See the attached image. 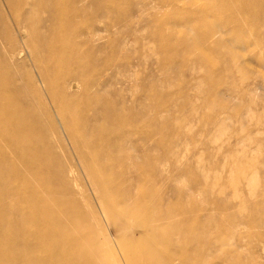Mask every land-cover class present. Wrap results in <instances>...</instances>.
I'll return each mask as SVG.
<instances>
[{"label": "rangeland", "instance_id": "1", "mask_svg": "<svg viewBox=\"0 0 264 264\" xmlns=\"http://www.w3.org/2000/svg\"><path fill=\"white\" fill-rule=\"evenodd\" d=\"M73 1L62 0L55 23L46 12L30 16L41 22L29 37L35 51L25 47L27 34L4 21L16 52L8 61L0 40V54L9 72L2 76L14 75L44 128L46 149L55 153L48 159L82 190V221L98 225L100 238L108 234L117 264L132 256L139 264H264V69L256 70L258 63L264 68V17L251 15L264 2L168 0L162 7L159 0H84L75 16ZM223 26L241 27L243 41L211 47L225 38L205 37ZM50 57L82 64L85 81L65 91L78 115L64 121L54 115L55 97L42 90V77L54 78L52 68L41 71ZM77 70L63 64L60 72ZM85 122L93 130L73 128L76 143L61 127ZM90 166L96 178L87 176ZM51 174L58 178L57 169ZM96 189L124 206V195L140 197L144 207L128 222L133 230L109 227ZM73 257L64 264L78 262Z\"/></svg>", "mask_w": 264, "mask_h": 264}, {"label": "bare ground", "instance_id": "2", "mask_svg": "<svg viewBox=\"0 0 264 264\" xmlns=\"http://www.w3.org/2000/svg\"><path fill=\"white\" fill-rule=\"evenodd\" d=\"M30 1V7H26V5L23 6L21 4L20 0L19 2L5 0L2 5L4 9H0V40L5 45L3 49L6 55L5 58L7 57L8 61L14 59L13 57L16 52L13 40L9 39V35H7L6 24L8 20L12 21L18 30H22L23 34L28 35L29 40L27 39L25 47L35 51L29 37L32 35V30L36 28L35 22L37 27L41 25V22H33L30 16L39 12H46L51 16L49 22L52 24L56 21L53 17V12L55 13L56 10H60L66 6V3L62 2V0H52L53 3L50 6L45 5L44 0ZM83 1L74 0L70 4V6H73L75 16L81 13V11L77 10L74 6ZM159 1L160 3L158 4L162 7H167L170 4L168 0ZM248 1L249 5L256 2H264V0ZM26 9L30 10L28 14L25 11ZM20 12H23V14ZM251 15L253 17L262 16L263 18L264 10L260 12L255 11ZM240 16L245 19L246 13H242ZM262 22L264 23V20ZM233 24H236V22ZM58 27L59 30L62 28L59 25ZM239 28L240 30L235 32L233 29H229V27H219L215 31H211L205 37V41L216 37H224L225 39L212 42L211 47H226V45L240 44L243 41L244 31L241 27ZM95 36V34H91L90 38ZM79 46L76 44L77 48ZM33 53L36 54V52ZM5 58L0 54V264H64V261H67L68 257L74 259L73 256L78 259V262H75V264H117L114 260H111L113 258L111 254L113 250L108 239V234L105 235L103 233V238H100V233L96 231L98 225L92 227L90 223L87 224L82 221L84 220L82 219L84 216L82 205L84 207V204L76 200V195L80 194L81 197L83 195L82 190H79L76 179L73 178L72 180L75 187L74 190L70 187V181L65 174L63 166L54 161L57 165L55 167L53 166L54 162L50 158V160L48 159L52 154L55 158V153L46 149V139L41 135L44 128L40 121L36 119L35 109L32 108L30 102L22 99L24 97L22 95L23 91L16 86V78H12L14 75L12 74V77H10L11 75L7 76V78L5 74V77H3L4 75L2 76L4 69L7 70V64L3 62ZM53 58L50 57V59L46 60L47 64L42 67L43 70L41 71L49 72L48 70L52 68L54 78L51 80L43 76L41 85L46 95H53L55 97L52 105L55 117L58 120L64 121L69 116L74 117L76 114L78 115V110L76 111L75 106L70 103L72 97L65 96V91L78 88L79 84L85 80L82 75L81 62H77L76 59L67 60L66 62H59L60 60L54 59L55 62H53ZM72 63L78 69L77 73L62 76L60 71L63 64ZM258 64L256 70L262 74L264 68L261 63ZM9 70L11 69L9 68ZM17 71L16 73L19 72ZM36 92L33 94L35 97H38ZM58 94L61 95L59 96ZM38 101L40 102V100ZM41 102L40 104H42ZM40 110L43 116H48L45 106L41 107ZM92 125L85 122L81 127H74L73 124H62L61 127L65 132L70 133L72 141L76 143L77 140L72 134L73 128L87 132L89 129L93 130ZM55 126L50 125L47 129L48 132L57 135V127ZM87 141L92 145L89 137ZM76 152L79 156V151ZM54 168L57 169V179L51 176ZM85 170L87 176L91 177V179L96 178L97 174L95 175L91 166L86 167ZM73 172L70 169V174H73ZM108 179L111 178L108 177ZM97 185L98 183H96V188H99L100 185ZM96 190L98 202L101 205L102 213L109 227L110 225L114 227L120 223L124 228L133 230L134 226H128V222L135 219L133 216L136 214L138 207H144L142 206L140 197H137L138 195L132 196L130 192L126 196L122 194L124 195L123 199H126L125 203H131V205L129 203L128 207L127 204L124 206V204H119L120 202L116 204L114 201L111 203L107 201L109 198L108 190ZM123 199L121 203H124ZM160 219L161 217H159L158 221H163V219ZM144 225H149V223L146 221ZM152 229L155 231V228ZM150 232H148L149 237ZM143 238L141 237V240ZM146 239L149 240V238ZM152 239L154 240V238ZM137 245L139 246V244ZM64 258L66 259L64 260ZM71 263L73 264L72 261ZM127 264L139 263L132 256L128 258Z\"/></svg>", "mask_w": 264, "mask_h": 264}]
</instances>
